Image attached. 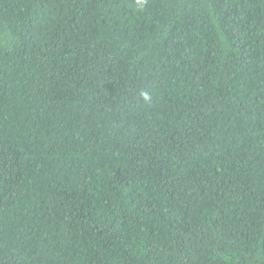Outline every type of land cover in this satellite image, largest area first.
Segmentation results:
<instances>
[{
    "label": "trees",
    "instance_id": "16d2710c",
    "mask_svg": "<svg viewBox=\"0 0 264 264\" xmlns=\"http://www.w3.org/2000/svg\"><path fill=\"white\" fill-rule=\"evenodd\" d=\"M0 264H264V0H0Z\"/></svg>",
    "mask_w": 264,
    "mask_h": 264
},
{
    "label": "clouds",
    "instance_id": "9594fccd",
    "mask_svg": "<svg viewBox=\"0 0 264 264\" xmlns=\"http://www.w3.org/2000/svg\"><path fill=\"white\" fill-rule=\"evenodd\" d=\"M145 99H148L147 95L145 94Z\"/></svg>",
    "mask_w": 264,
    "mask_h": 264
}]
</instances>
